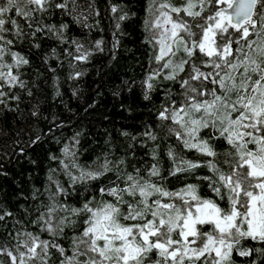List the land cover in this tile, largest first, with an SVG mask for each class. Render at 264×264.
<instances>
[{"label": "trees", "instance_id": "16d2710c", "mask_svg": "<svg viewBox=\"0 0 264 264\" xmlns=\"http://www.w3.org/2000/svg\"><path fill=\"white\" fill-rule=\"evenodd\" d=\"M63 2L65 0H51L46 5L47 11L34 12L28 18L17 16L14 11L5 17L16 20L21 35L17 36V28L6 23L8 30L2 35L4 40L12 43L0 40V48L4 50L0 57V65H3L0 72L18 77L11 83L7 79L0 80V93H3L0 95L3 101L0 103V264H13L12 256H16V264H20L19 254L27 253L24 247L28 241L27 234L42 241H54L63 248L64 255L50 247L46 256V264H62L65 256L73 254L74 238L81 236L87 227V215L70 216L62 234L53 237L44 230L42 219H47L49 207L54 201L57 205L71 208H82L88 201L114 202L113 197L102 194L100 189L126 187V174H138L169 193H178L188 185H195L202 199L213 200L225 210L230 204L228 191L210 162L221 172L231 171L230 164L235 161L229 153L235 154L234 147L211 125L201 128L198 138L208 141L215 156L185 147L183 138L170 131H183L180 125L171 118H161V113L171 117L173 111L187 110L193 100H210L212 89L221 94L219 83L213 84L212 80L219 81L227 72H232L239 83L243 67L233 71L224 67V60H243L244 55L237 52L241 46L243 53L260 60L258 51L264 40L258 39L255 31L250 29V35L241 39L240 44L232 43L231 55L221 60L218 56L222 51L218 30L212 46L216 52L212 56L200 52L199 48L189 56L183 45L178 51L177 46L172 45L174 55L166 53L160 59L161 45L153 38L150 25V0H75V5L73 0H67L66 9L55 6ZM193 2L196 7L191 10L199 11L198 0ZM2 3L4 0H0ZM170 3L183 8L185 0H170ZM28 7L35 8L34 5ZM204 8L205 11L195 18L183 10L179 13L196 34L189 38L186 32H180L189 45L202 39L198 25L212 10L207 3ZM167 11L176 19V13L170 9ZM124 14L126 18L121 20ZM74 17H79V21ZM62 25H67V28H62ZM163 27L170 29L171 24ZM163 27L155 31H163ZM37 28L41 30L37 31ZM228 32L234 33L232 41L241 35L231 27ZM224 39H229L228 33L224 34ZM249 41H255L251 48L248 47ZM12 53L19 54L28 63L15 67ZM82 53L87 54L86 59L81 58ZM169 59L172 64L164 67ZM214 60L221 64V68L212 65ZM184 61L186 63H182ZM181 64L182 70L178 67ZM174 71L175 78L167 79ZM249 75L253 80L258 79L254 73L249 72ZM146 82L153 85L152 90H148ZM225 84L230 85L231 81L226 80ZM231 95L235 98V92ZM202 113L203 110L195 116ZM238 115V112H233L232 118ZM255 147V144H248L249 149L254 150ZM66 148L74 151L78 163L84 166L96 167L107 158L112 162L113 171L106 172L97 180L73 185L62 164V161L68 162ZM182 161H191L198 166L187 171H175L177 167L184 166ZM153 166L158 169V175L150 176ZM57 184L63 186L66 194H56ZM213 187H220V196L216 195ZM124 199L134 203L141 198L137 194L135 197L125 195ZM157 199L161 204L182 203L179 197H161L155 193L149 197V204ZM121 210L126 213L128 205H121ZM64 215V212L57 211L53 218ZM152 219L149 214L143 219H121V223L143 225ZM212 227L210 224L197 225L204 232L211 231ZM179 231L178 227L172 232L173 240L179 238ZM97 243L102 246L104 242ZM198 244L199 241L192 247ZM237 248L262 251L241 256ZM9 252L12 256L8 255ZM24 259L28 264H40L39 259L29 261L27 255ZM78 259L84 261L87 257ZM206 259L207 253L196 264H204ZM156 261L164 264L163 258L153 249L145 264ZM168 264H171L170 260ZM184 264L190 262L185 259ZM224 264H264V243L242 239Z\"/></svg>", "mask_w": 264, "mask_h": 264}, {"label": "snow or ice", "instance_id": "6c2138e0", "mask_svg": "<svg viewBox=\"0 0 264 264\" xmlns=\"http://www.w3.org/2000/svg\"><path fill=\"white\" fill-rule=\"evenodd\" d=\"M198 2L200 10L193 12L191 9L196 7L193 0H185L183 8L172 5L170 0H150L149 14L152 17L150 25L153 28V38L161 45L160 59H163L166 53L174 55L172 45L177 46V51L179 46L183 45L185 53L189 56L196 48H199L200 52L212 56L216 49L207 42L214 43L212 37L215 35V30L220 32L219 47L222 51L218 53V56L221 60L224 59V56L231 55L232 43L240 44L241 39H246L250 35V29L255 31L258 39L264 40V35H262L264 34V0H198ZM50 3L51 0H4V3L0 4V40H4L2 34L8 30L5 28L6 23L17 28V36L21 35L16 20L6 19V14L14 11L15 15L28 18L34 12L47 11L46 5ZM205 3L212 10L198 25L201 29L202 39L189 45L185 37L180 36V32H186L189 38L196 34L191 31V26L179 16V13L183 10L193 18L199 17L205 11ZM217 4H226L227 7H213ZM29 5H34L35 8H29ZM73 5H75V0H73ZM55 6L66 9L67 0ZM167 9L177 14L176 19L172 18ZM125 18L126 14L120 17L121 20ZM74 19L79 21L80 18L74 17ZM164 24H171V28L163 27ZM257 25H259L258 29ZM162 27L163 31H155ZM229 27L241 34L237 40H231L234 33L228 32ZM62 28H67V25H62ZM36 30L40 31L41 29L37 28ZM225 33H228V40L224 39ZM4 42L12 43L11 40H4ZM253 43L255 41H249L248 47L251 48ZM77 50L79 51V46ZM3 51L0 48V57H2ZM237 52H241L244 59L224 60V67L233 71L243 67L244 71L240 73L239 83L236 82V76L232 72H227L219 81L212 80L213 84L219 83L222 89L221 94L218 95L216 90L212 89L209 92L212 97L210 100L203 102L193 100L187 110L181 108L179 111H173L171 117L161 113V118H171L180 125L183 131L176 129H170V131L183 138L185 147L196 148L208 156H215L216 153L208 141L198 138L200 129L209 125L219 131L224 139L234 147L235 154L229 153L235 161L230 164L231 171L221 172L214 163L210 162L213 170L219 173V181L228 191L230 202L228 209H221L213 200L199 197L195 185H188L178 193H169L149 180H144L138 174H126V187L100 189L102 194L106 193L113 197L114 202L88 201L82 208H71L70 206L57 205L54 201L49 207L46 214L47 219L44 217L42 219L45 225L44 230L53 237L62 234L65 223L70 222V216L81 213L87 215L85 221L87 227L81 236L74 238L73 254L70 257L65 256L62 264H145L148 254L153 249L163 258L164 264H168L169 260L171 264H184L185 259L190 264H196V261L206 253L208 259L204 261V264H224L229 260L234 246L239 245L242 239L264 243V44L259 47L260 60L251 58L249 53H243V46L238 48ZM12 56L16 61L15 67L21 63H28L17 53H12ZM81 58L86 59L87 54L82 53ZM182 63H186V61ZM171 64L172 61L169 59L163 66L168 67ZM212 65L215 68H221V64L215 60L212 61ZM8 67H13V65ZM178 67L182 70V64ZM196 71L198 72V69ZM249 72L256 74L258 79L253 80ZM198 75L204 74L198 73ZM174 78L175 71L167 77V79ZM5 79L11 83L15 82L18 77L11 73L0 72V80ZM150 79L151 77H149ZM226 80H230L231 84L226 86ZM184 83L186 84L187 81ZM146 85L148 90H152L151 83L146 82ZM20 86L23 87L22 82ZM233 92H235V98L231 95ZM189 99L192 98L189 97ZM0 103L3 101L0 100ZM201 110H203L202 115L195 116V113L201 112ZM233 112L239 113L235 119L232 118ZM185 117L188 119L186 120ZM248 144H255V149H249ZM65 156L68 158V162L62 161V164L65 174L69 176L73 185L97 180L106 172L113 171L112 162L107 158L102 164L91 167L78 163L76 153L71 149H65ZM182 164L184 166L177 167L175 171H187L198 166L191 161H182ZM154 175H158V169L155 166L150 173V176ZM213 191L217 196L221 195L220 187H213ZM60 193L66 194V190L62 185L57 184L56 194ZM155 193L161 197H179L182 203L180 205L161 204L157 199L149 204V197ZM137 194L141 199L134 203L124 199L125 195L135 197ZM221 199H223L222 196ZM192 201H195V204ZM124 204L128 205L126 213L121 210V205ZM57 211L64 212L65 215L54 220L53 214ZM149 214L153 219L147 220L143 225L128 226L121 223V219L125 221L143 219ZM165 217L167 218L165 219ZM204 224L212 225V230L204 232L197 228V225ZM178 227L180 229L179 238L173 240L172 232ZM27 235L28 241L24 244L27 253L19 254L20 264H28V261L24 259L25 255L28 256L29 261L39 259L40 264H46V256L50 247L56 248L61 255H64L65 250L54 241H42L37 236ZM150 237L155 239H150ZM189 237H193V239L189 240ZM98 241H103V245L98 244ZM198 241V246L192 247V245H197ZM37 248L40 249L39 252H37ZM236 250L241 256H249L252 251H262L261 249L248 248H237ZM8 255L12 256L10 252ZM80 256H86L87 259L81 261L78 259ZM16 260L17 257L12 256L13 264H16ZM155 264H160V261H156Z\"/></svg>", "mask_w": 264, "mask_h": 264}, {"label": "rangeland", "instance_id": "374dc122", "mask_svg": "<svg viewBox=\"0 0 264 264\" xmlns=\"http://www.w3.org/2000/svg\"><path fill=\"white\" fill-rule=\"evenodd\" d=\"M218 6H220L219 4H217ZM227 7V5L225 4L224 6H223V8H226ZM167 25V24H166ZM216 31H218V30H215V33H216ZM214 37H215V35H214ZM214 37H212V40L214 39ZM208 44H210V46L212 47L213 46V43L211 42V41H209V42H207ZM256 59H258V57L256 58ZM193 212L195 213V209L193 208ZM150 239H152V237H150ZM152 264H155V263H152Z\"/></svg>", "mask_w": 264, "mask_h": 264}]
</instances>
